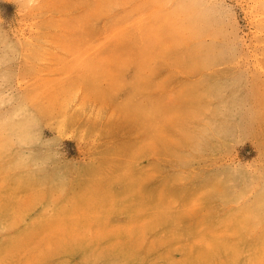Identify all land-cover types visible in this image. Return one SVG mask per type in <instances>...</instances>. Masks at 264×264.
Segmentation results:
<instances>
[{
    "label": "rangeland",
    "instance_id": "374dc122",
    "mask_svg": "<svg viewBox=\"0 0 264 264\" xmlns=\"http://www.w3.org/2000/svg\"><path fill=\"white\" fill-rule=\"evenodd\" d=\"M0 264H264V0H0Z\"/></svg>",
    "mask_w": 264,
    "mask_h": 264
}]
</instances>
